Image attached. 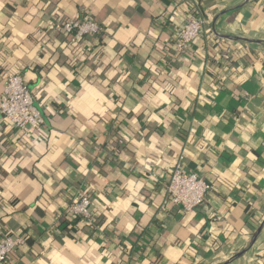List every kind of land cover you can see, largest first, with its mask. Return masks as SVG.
<instances>
[{"label":"crops","instance_id":"obj_1","mask_svg":"<svg viewBox=\"0 0 264 264\" xmlns=\"http://www.w3.org/2000/svg\"><path fill=\"white\" fill-rule=\"evenodd\" d=\"M64 17L103 29L76 61ZM238 39L264 42V0H0V98L22 74L44 118L20 140L0 114L6 264H264V45ZM178 165L212 186L192 212L167 196ZM80 190L99 220L69 237Z\"/></svg>","mask_w":264,"mask_h":264},{"label":"built area","instance_id":"obj_2","mask_svg":"<svg viewBox=\"0 0 264 264\" xmlns=\"http://www.w3.org/2000/svg\"><path fill=\"white\" fill-rule=\"evenodd\" d=\"M206 20L198 14H192L176 38L179 53H186L188 47L201 35ZM59 29L71 36L73 43H82L86 37L100 35L101 26L92 19H71L59 24ZM0 114L11 128L21 137L28 140L32 134L41 131L44 118L35 105L33 92L28 87L22 74L8 77L5 91L0 98ZM167 196L172 205L192 212L203 206L212 186L202 176L185 170L178 165L166 186ZM92 196L86 190H80L78 196L68 207L70 218L80 217L92 223L90 207ZM23 244L20 238L4 236L0 239V264H6L9 257Z\"/></svg>","mask_w":264,"mask_h":264},{"label":"trees","instance_id":"obj_3","mask_svg":"<svg viewBox=\"0 0 264 264\" xmlns=\"http://www.w3.org/2000/svg\"><path fill=\"white\" fill-rule=\"evenodd\" d=\"M8 7H10V6H8ZM10 10H12L13 11V8L12 7H10ZM76 19H81V18H76ZM67 20H71L70 18H60L59 19V23L60 24H62V23H64V22H66ZM81 20H85V19H81ZM95 21V20H94ZM100 25V24H99ZM102 28V27H101ZM102 31H103V29H102ZM102 33V32H101ZM57 35L58 36H62V37H64L65 39H67V38H69L70 37V40H67L66 41V45L68 46V47H71V49H72V52L73 53H76V59H75V61L76 60H78L80 57H83V56H85V54L83 53V51H82V47L80 46L81 45V43L79 44V43H73L72 42V40H71V36L69 35V34H67L65 31H63V30H59V32L57 33ZM101 35V34H100ZM107 46V44H106V41H105V39H99V42H98V44H97V46H96V50H95V53L94 54H92V56L91 55H89V56H87V58H86V60L87 59H89L88 61H86V62H88L87 63V65L89 64V63H91L93 60L92 59H95V61H94V69H92L89 73H93V72H95V69L98 67V65L100 64L99 63V60H98V56H99V54H102V52H103V50H104V48ZM187 51V50H186ZM242 56H244L245 55V51H243V49H241V53H240ZM98 55V56H97ZM97 56V57H96ZM96 57V58H95ZM77 63V62H76ZM81 72H79L78 71V74H80ZM9 126H10V124H9ZM1 149V148H0ZM1 152V151H0ZM3 155V153L1 152L0 153V159H1V157H2V155ZM90 212H91V216H92V223L94 224V225H97V223H98V217L96 216V214L94 213V211H93V205L91 204V207H90ZM83 222H85L82 218H80V217H73V218H71V222H69V229H68V235H69V237H72L75 233H76V231L78 230V228H80V227H83L82 226V224H83ZM92 223H91V225L90 226H93L92 225ZM10 258V257H9Z\"/></svg>","mask_w":264,"mask_h":264},{"label":"water","instance_id":"obj_4","mask_svg":"<svg viewBox=\"0 0 264 264\" xmlns=\"http://www.w3.org/2000/svg\"><path fill=\"white\" fill-rule=\"evenodd\" d=\"M237 41H243V42H247V43H250V44H260V45H264V42H260V41H252V40H242V39H238ZM236 258V257H235ZM235 258H233L232 260H234ZM232 260H229L226 264L232 262Z\"/></svg>","mask_w":264,"mask_h":264}]
</instances>
